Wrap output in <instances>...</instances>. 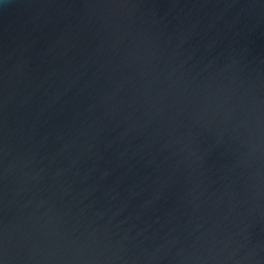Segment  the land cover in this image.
Segmentation results:
<instances>
[{
  "label": "water",
  "instance_id": "water-1",
  "mask_svg": "<svg viewBox=\"0 0 264 264\" xmlns=\"http://www.w3.org/2000/svg\"><path fill=\"white\" fill-rule=\"evenodd\" d=\"M0 264H264V0H0Z\"/></svg>",
  "mask_w": 264,
  "mask_h": 264
}]
</instances>
